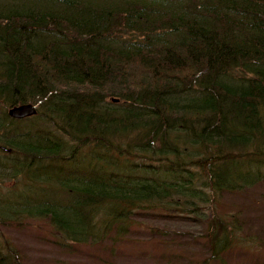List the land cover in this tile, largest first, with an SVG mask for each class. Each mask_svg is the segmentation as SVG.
<instances>
[{
  "label": "trees",
  "instance_id": "1",
  "mask_svg": "<svg viewBox=\"0 0 264 264\" xmlns=\"http://www.w3.org/2000/svg\"><path fill=\"white\" fill-rule=\"evenodd\" d=\"M0 146V229L113 256L179 221L202 230L150 235L201 244L186 264L253 261L262 231L223 203L264 184V0H0Z\"/></svg>",
  "mask_w": 264,
  "mask_h": 264
},
{
  "label": "rangeland",
  "instance_id": "2",
  "mask_svg": "<svg viewBox=\"0 0 264 264\" xmlns=\"http://www.w3.org/2000/svg\"><path fill=\"white\" fill-rule=\"evenodd\" d=\"M11 181L4 183L6 187L15 184L14 181ZM19 191L21 189L17 192ZM252 193L242 197L228 196L223 204L227 207L235 206V204L241 207L243 219L251 225L254 233L261 230L264 237V184L257 187V189H253ZM205 215L206 220L210 219L211 213L206 212ZM140 223L146 234L142 233L132 237L137 242L133 240H131L133 242H119V244H122L120 248L123 251L113 256L104 247L87 250L86 248H89V245H82L79 250L69 252L67 255L62 254L63 252L58 249L57 245L52 243V228H49L43 220L38 219L28 220L24 225L2 227L0 229V240L6 238L20 250L23 256L22 264H110L108 260L111 261V264H186L190 260L194 262L207 255L201 244H193L191 239L186 236L187 234H185L186 237L175 243L169 240H161L159 236L150 235L151 226L170 232L183 230L187 233L189 231L197 234L199 230H202L199 224L151 220L149 218L145 220L141 218ZM244 228L247 230L248 226ZM103 243L107 245L109 243L108 238L103 240ZM252 250V254H254L253 261H250L249 254L233 253L227 258L225 264H264V246L256 247L253 244ZM177 253L181 256L176 257L174 254Z\"/></svg>",
  "mask_w": 264,
  "mask_h": 264
},
{
  "label": "water",
  "instance_id": "3",
  "mask_svg": "<svg viewBox=\"0 0 264 264\" xmlns=\"http://www.w3.org/2000/svg\"><path fill=\"white\" fill-rule=\"evenodd\" d=\"M8 114L13 118L21 119L36 114V111L32 105L24 104L10 108ZM0 149L9 152V149L3 146H0Z\"/></svg>",
  "mask_w": 264,
  "mask_h": 264
}]
</instances>
